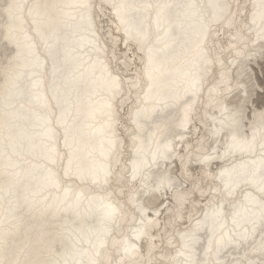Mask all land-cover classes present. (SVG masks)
<instances>
[{
	"label": "bare ground",
	"instance_id": "1",
	"mask_svg": "<svg viewBox=\"0 0 264 264\" xmlns=\"http://www.w3.org/2000/svg\"><path fill=\"white\" fill-rule=\"evenodd\" d=\"M8 3L24 8L0 11V264H264L261 0ZM149 46L163 74L146 96ZM233 166L243 182L217 194Z\"/></svg>",
	"mask_w": 264,
	"mask_h": 264
},
{
	"label": "snow or ice",
	"instance_id": "2",
	"mask_svg": "<svg viewBox=\"0 0 264 264\" xmlns=\"http://www.w3.org/2000/svg\"><path fill=\"white\" fill-rule=\"evenodd\" d=\"M83 7H89V5H83ZM113 7H117V8H127L126 5H113ZM148 7H152L151 5H149ZM157 8H160L161 6H156ZM167 7V6H164ZM194 7V6H193ZM225 7H230V6H225ZM24 8V5L22 4H17V3H8L6 4V6L4 5H0V11H2L3 13H5L8 18L10 20H15V19H20V17L18 16V13L20 11H22V9ZM119 15V12H118ZM256 14H253V21L252 23L255 24L256 23V19H255ZM161 17H162V13L161 12H157V29L158 31L161 29ZM122 24H126L127 21L122 19L121 20ZM260 25H261V29L262 31H264V0H261V14H260ZM131 27V26H129ZM129 30L128 28H126V31ZM9 31L11 32V29H9ZM138 36H140L141 41H142V51L145 50V48L143 47V45L148 44V36L146 33H140L139 31H137L136 33ZM165 36L168 37L173 45H181L182 43L185 41V36L183 34H179L176 36H172L170 31H165ZM158 41H159V37H158ZM167 47V45H165ZM197 47L199 48V45H197ZM164 49L160 48H154V47H147L146 48V52H147V60H148V80H149V89H148V93L146 94V96H149L151 93H153L154 89L152 86V82L157 78L158 75H162L163 74V67H155V65L158 63L159 58L161 56V54L163 53ZM261 83H264V81H262ZM201 85V81L200 79L193 77L189 83V88L186 89V91H191L192 95H195L196 92L199 90ZM159 103L163 104L164 100L163 98H160ZM184 103H187V100L184 101ZM147 111V110H145ZM242 111L238 113V115L242 116ZM260 116L262 118V120H264V112L260 113ZM232 129L229 128L228 131H231ZM232 141H233V146L238 147L239 150L241 151H245V150H249L246 149L243 145H241V143L239 141H237V138L235 136H232ZM67 146V143H66ZM210 159V157H205V162H207ZM71 163V160H70ZM242 167V166H241ZM99 169L101 171H103V175L105 177V182H107V176H108V171L106 169V167L104 165H100ZM208 175H212L211 173H208ZM244 175H246L245 173L241 172V173H237L236 172V166H233L232 168H226L224 170H222L219 174L222 182L223 183V188L222 189H218L216 190L217 194H219L220 192L224 193L226 196H232L235 189L237 187H239L240 183L243 182L241 180V177H243ZM261 185L262 187L260 188V191L262 193H264V161H262V170H261ZM83 178V177H82ZM135 178V177H134ZM161 184L164 185L165 181H161ZM245 204H241V205H236L234 206V211L232 213L233 219H232V224L233 226H237V227H241L243 228V225L245 223L250 222V215L253 214L251 211V208L249 207V205H251L252 203L255 202V198L251 196V194H248L245 197ZM218 204V209L214 210L213 212V221L215 223H219V226L221 229L224 228V223H221V221L223 220V212L219 211V208H222L223 205H219V202H217ZM261 209L264 210V203H262L260 205ZM104 208L106 210V216L108 218H114L117 215V210L116 208L111 205V204H105ZM139 214L143 217L144 215V209L140 208L139 210ZM158 214V213H157ZM261 219L262 221H264V211L261 212ZM145 220L141 219L140 224L142 226H145ZM147 223H151V221H148ZM142 230V229H141ZM243 231L246 233L247 229L243 228ZM224 240V237H221V241ZM229 242L231 241V237H228ZM127 244V242H125ZM134 247L131 245H128L125 247V251L128 252L130 251V249ZM261 250L264 251V239H262L261 241ZM93 264H95V262H93Z\"/></svg>",
	"mask_w": 264,
	"mask_h": 264
},
{
	"label": "rangeland",
	"instance_id": "3",
	"mask_svg": "<svg viewBox=\"0 0 264 264\" xmlns=\"http://www.w3.org/2000/svg\"><path fill=\"white\" fill-rule=\"evenodd\" d=\"M262 81H264V77L262 78L261 82H262ZM262 84L264 85V83H262ZM261 95H264V91H263V90H262V92H261ZM262 101L264 102L263 98H262L261 102H262Z\"/></svg>",
	"mask_w": 264,
	"mask_h": 264
}]
</instances>
